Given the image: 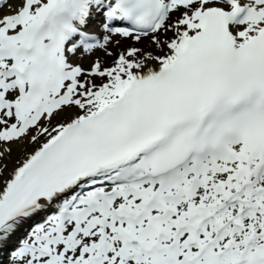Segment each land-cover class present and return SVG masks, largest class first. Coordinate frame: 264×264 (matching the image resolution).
<instances>
[{
  "label": "snow or ice",
  "instance_id": "1",
  "mask_svg": "<svg viewBox=\"0 0 264 264\" xmlns=\"http://www.w3.org/2000/svg\"><path fill=\"white\" fill-rule=\"evenodd\" d=\"M0 264H264V0H0Z\"/></svg>",
  "mask_w": 264,
  "mask_h": 264
}]
</instances>
